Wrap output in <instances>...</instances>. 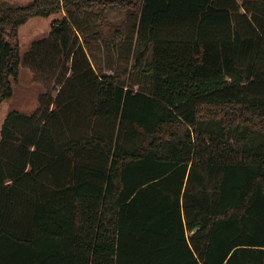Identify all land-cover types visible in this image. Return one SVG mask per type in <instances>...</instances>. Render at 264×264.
Segmentation results:
<instances>
[{
    "label": "trees",
    "instance_id": "trees-1",
    "mask_svg": "<svg viewBox=\"0 0 264 264\" xmlns=\"http://www.w3.org/2000/svg\"><path fill=\"white\" fill-rule=\"evenodd\" d=\"M59 14L24 62H70L53 109L0 129V264H264V0L0 6V109L19 30ZM124 34L132 67L103 73L90 38Z\"/></svg>",
    "mask_w": 264,
    "mask_h": 264
},
{
    "label": "rangeland",
    "instance_id": "rangeland-1",
    "mask_svg": "<svg viewBox=\"0 0 264 264\" xmlns=\"http://www.w3.org/2000/svg\"><path fill=\"white\" fill-rule=\"evenodd\" d=\"M33 0H0L1 7H23L30 4ZM75 13L76 20L82 24L85 32L89 33L99 23L100 19L93 15L83 17L81 12ZM64 14L51 16L49 18H34L24 25L18 37L14 40L20 47L21 66L18 81L12 82L14 95L11 99L6 100L0 109V129L7 115L12 111H19L25 114H33L37 111H50L53 106L50 102L54 101L60 90L59 82L63 78L69 76L70 62L66 67L64 65V57L59 55L56 57L44 58L43 52L37 53L36 56H31V67L25 66L26 57L33 49V45L37 42L47 41L51 32L53 22L62 20ZM113 26L121 25L125 20V14L119 9L113 10L107 16ZM75 30V29H74ZM74 30L70 32V44L76 39L83 43V30ZM92 49H94L95 57L99 67L103 73L114 75L123 73V69H129L135 60V47L132 41L127 39V35L110 39L108 46L102 43L98 38H90ZM131 49V52H128ZM128 56V57H127ZM134 57V59H133ZM39 62H38V61ZM48 61L49 64L41 63ZM37 61V62H36ZM52 62V63H51ZM121 69V70H120ZM132 73L129 83L135 90L140 89V85H145L146 77ZM141 86V87H142Z\"/></svg>",
    "mask_w": 264,
    "mask_h": 264
},
{
    "label": "crops",
    "instance_id": "crops-1",
    "mask_svg": "<svg viewBox=\"0 0 264 264\" xmlns=\"http://www.w3.org/2000/svg\"><path fill=\"white\" fill-rule=\"evenodd\" d=\"M20 31V30H19Z\"/></svg>",
    "mask_w": 264,
    "mask_h": 264
}]
</instances>
